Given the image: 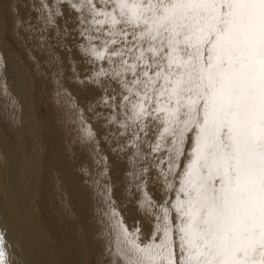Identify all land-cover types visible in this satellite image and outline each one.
I'll return each mask as SVG.
<instances>
[{
    "label": "snow or ice",
    "instance_id": "snow-or-ice-1",
    "mask_svg": "<svg viewBox=\"0 0 264 264\" xmlns=\"http://www.w3.org/2000/svg\"><path fill=\"white\" fill-rule=\"evenodd\" d=\"M41 2L53 23L59 7ZM67 3L96 106L126 138L120 150L147 161L130 173L144 224L129 229L109 186L101 191L105 264H264V0ZM0 264H13L2 232Z\"/></svg>",
    "mask_w": 264,
    "mask_h": 264
},
{
    "label": "rangeland",
    "instance_id": "rangeland-1",
    "mask_svg": "<svg viewBox=\"0 0 264 264\" xmlns=\"http://www.w3.org/2000/svg\"><path fill=\"white\" fill-rule=\"evenodd\" d=\"M44 2L48 4L49 8H51L54 13L57 7H59L61 12V15L54 16V22L51 24L46 23L48 9L41 10V0H0V89H2L0 90V102L4 101L7 103L6 106H8L9 110L12 109L10 113L14 111L17 113L16 115L14 113L13 116L10 114V116L6 117L4 123L0 122V140L1 144H3L5 140L4 134L10 136V134H12L11 129L15 127V124L19 125L14 128L13 132H15V130L20 132V137L22 139L19 141L26 146L24 153L30 163L29 167L34 172V174L33 172L29 174V178H31L32 181L31 185L33 184L32 188L28 186L26 182L22 185V174L17 169L18 167H13L17 164V158H21V156H19L20 154L13 151L12 155H15L16 159H12L14 156H4L3 151L0 150V164L4 167H2L4 172L2 175L4 180H2L5 181L2 184V180L0 179V202L4 193V184L7 182L5 179L8 178L9 182L11 183L12 181L13 185L12 187L9 182L6 183V187L10 186L7 189L10 191L8 197H10L9 202H11V204L6 200V205L3 204L0 206V213L3 212L2 216L5 220L10 219L11 221L8 223L11 233H13V235H11V240L17 235L18 237H22V239H17L16 237L15 239H17V242L22 241L23 244H25L31 237V240L36 242L37 235L35 233H39L43 237L44 242L42 243H45V245L41 243V250L35 244V246H32L31 243L30 249H33L31 252L27 245L24 247L25 253L28 252V254L34 255L33 257H38L37 259L42 260V258H45L43 256H46V251H51L56 241V243H59L58 245H65L68 250H78L75 236L69 237L67 233L70 231V224L66 230L60 229V231H57L55 229L54 231L51 229L53 225L50 224L49 219V221L47 220L45 222L38 214L34 215V217L32 216L31 221H28L23 214L27 212V208L24 207V205L27 204L28 199L29 201L30 199L33 201V194L38 193L40 189L42 190L44 187L42 185L44 179L41 178V176L43 177V175H45L44 178L49 179L48 185H46L45 188L48 189L47 194H50L55 206V208H53V205V207L51 206L53 210L52 216L57 217L59 223H62L61 217L64 218L65 216L70 219L69 221H71V224L74 221L75 224L76 221L81 225L85 223L86 227L82 226V231L80 232L81 242H84L87 246L85 251V264H93L94 260H96L95 256L97 259L104 257L102 264H105V261L109 259V253L105 250V245L108 244V229H104V238H96V229L101 227L104 223L101 222L103 214V211L102 214L100 212L102 210V203L97 196L98 191H96V189H103L105 185L109 186L112 199L115 201V206L129 229L134 227L137 221L144 224V218L137 206V201L141 196V193L137 191L135 187L138 181L133 180L130 173H135L138 167L143 166L147 161H140L139 158H137L134 162L132 159V149L126 151L120 150V145L125 142V137L115 136L113 139L112 136H107L106 138L101 136L108 134V131L112 130V127L106 121L101 120L99 115L93 112L94 109H90L86 102V100L95 96L97 99L100 95V91L93 85L92 88L88 86L87 88L84 85L88 62L79 50V44L82 42V38L78 34L77 13L67 3V0H59V2L58 0H44ZM17 4H19V8H17ZM22 66L24 67L23 69ZM90 67L89 65V68ZM4 86L9 90L7 96L2 94ZM19 99H21V102L23 101L20 111L18 108ZM13 100L16 101L15 104H13ZM24 106L29 107L28 110L24 108ZM25 111H28L27 113L30 116L26 117L28 120L25 119L23 121ZM99 111L105 116L109 114V110L101 105L99 106ZM81 113L84 122L90 125L96 134L99 142L98 148L96 149L87 141L82 140ZM31 114L33 116H31ZM12 117L17 120L16 123H14ZM31 117L35 118L32 119ZM18 121L22 123L20 124ZM31 121H33L35 125L33 122L31 123ZM11 124L13 127L8 129L7 125L11 126ZM34 128L38 133V140L35 142L33 141ZM22 131H27V134H29H25L24 136ZM14 138L15 136L12 137L13 140L16 139ZM28 139H30L29 142ZM27 143L29 144L27 145ZM30 144L32 146L34 144V147ZM37 144H39V146H37ZM0 148L3 149V146L1 147L0 145ZM104 151L106 153H104ZM97 152L100 153V156L105 158L102 162L100 161V157L97 156ZM105 155L108 157L106 156V158ZM45 161L46 163L48 162L47 165ZM11 162L12 164H10ZM21 164L17 165L20 166ZM104 164L107 165L106 170L104 169ZM22 165L21 167L24 170V163ZM10 171L11 176L9 175ZM37 174H39V177ZM152 174L154 175L155 172L153 171ZM36 175L39 180H37L36 177L33 182V176ZM13 176H16V179ZM17 177H19V179ZM16 180L21 184L15 182ZM94 181H99L100 187L94 184ZM153 184L154 183L149 184L148 191L151 193L153 199L158 200L160 197V189ZM20 185H22L21 187L23 189L19 187ZM1 187H3V189ZM15 191L17 192L16 194ZM23 200L26 203H23L22 206L21 202H23ZM72 201L74 205L71 204ZM37 204L40 206V203ZM97 205L100 211L97 209ZM62 207L64 209H62ZM20 208L23 210V215L19 212L21 211ZM5 209L8 212L5 211ZM12 209L14 211H12ZM82 217L86 218L84 219ZM1 218L0 215V219ZM4 219L2 221H5ZM18 221L22 224L21 226ZM46 229L49 235H45ZM19 231H22L20 232L21 234H19ZM144 231H147V227L144 228ZM2 233H4V231ZM53 233L56 234L55 238ZM57 235L58 237H56ZM60 237H62V240ZM37 239L38 241L42 240L40 238ZM17 242H12L14 245L11 243L12 249H10V243L7 245L6 240V247L8 252L10 251V259L13 260L15 264H20L18 258L21 252L18 249ZM75 263L74 260L71 262V264Z\"/></svg>",
    "mask_w": 264,
    "mask_h": 264
},
{
    "label": "bare ground",
    "instance_id": "bare-ground-1",
    "mask_svg": "<svg viewBox=\"0 0 264 264\" xmlns=\"http://www.w3.org/2000/svg\"><path fill=\"white\" fill-rule=\"evenodd\" d=\"M2 31V30H1ZM1 40V39H0ZM5 43V42H4ZM23 62V61H22ZM21 62V63H22ZM24 64V63H23ZM13 65V64H12ZM24 67L22 66V69H23ZM8 69V68H7ZM22 69H20V70H22ZM23 72V71H22ZM24 73V72H23ZM91 74V67L89 68V64L87 63V66H86V77L85 78H87L89 75ZM15 75H16V73H15ZM24 77V76H23ZM29 79V78H28ZM27 79V80H28ZM31 80V79H30ZM81 81H84V80H82V79H80ZM28 82V81H27ZM29 84V83H28ZM2 85V84H1ZM86 87L88 86L89 88H92V84L86 79L85 80V84H84ZM83 85V86H84ZM12 87V86H11ZM18 87V86H17ZM21 87H22V85H21ZM87 87V88H88ZM4 88H5V86H4ZM0 90H2V89H0ZM14 91V90H13ZM14 93H16V92H14ZM13 93V94H14ZM18 94V93H17ZM28 94V93H27ZM10 98V97H9ZM17 99V98H16ZM3 100V99H2ZM20 101L18 102V108H19V111L21 110V108H22V102H21V99H19ZM30 101V100H29ZM96 101H97V99H96V96L95 97H93V98H90V99H88V100H86V102H87V105H88V107L90 108V109H94L93 110V112H96L97 114H99V117L101 118V120H103V121H105L104 120V117H106L105 115H103V114H101L100 113V111H99V106L97 107L96 106ZM6 102H0V122H2V123H4L5 121V119H6V117H8V116H10V114H11V116H13V114L15 113V115L17 114L15 111L14 112H11L10 113V111H12V109L11 110H9V108H8V106H6ZM27 106V105H26ZM101 106H103V105H101ZM24 108H26L27 110H28V108L29 107H25L24 106ZM33 110V109H32ZM18 111V112H19ZM28 112V111H27ZM26 111H25V114L23 115V121L26 119V117H29L30 115H28V113H27ZM30 112V111H29ZM22 115V114H21ZM31 116H33L32 114H31ZM11 118V117H10ZM13 118V117H12ZM19 118V117H18ZM32 118V117H31ZM33 118H35V117H33ZM32 118V119H33ZM14 119V123H16V121L17 120H15V118H13ZM20 119V118H19ZM30 119V118H29ZM26 120H28V119H26ZM8 121H9V119H8ZM7 121V122H8ZM6 122V123H7ZM19 122V121H18ZM26 122V121H25ZM25 122H24V124H25ZM30 122V121H29ZM33 121H31V123H32ZM35 122H36V120H35ZM13 123V122H12ZM20 123V122H19ZM22 123V122H21ZM20 123V124H21ZM27 123V122H26ZM8 124V123H7ZM29 124V123H28ZM27 124V125H28ZM33 124H34V122H33ZM32 124V125H33ZM39 124V123H38ZM2 125V124H1ZM17 124H15V127H18L19 125H17ZM31 125V124H30ZM35 125V124H34ZM33 125V126H34ZM32 126V127H33ZM7 127H8V129H11L13 126H12V124H11V126H9V125H7ZM14 127V128H15ZM111 127H112V130H109L108 131V134H104V135H101L103 138H106L107 136H112L113 137V139H114V137L115 136H113V135H111V133H114V132H116V127L114 126V125H111ZM14 128H12L11 129V132H12V134H10V136H6V134H4V136H5V140H4V143L3 144H1V140H0V145H1V147L3 146V149L2 148H0V150H2L3 151V153H4V156H8L9 157V155H11V156H14V158L12 157V159H16V156L15 155H12L13 154V151H16V152H18L20 155L19 156H21V158L20 159H18L17 158V164H21L22 162L24 163V170L22 169V167L21 166H23L22 164L20 165V166H18L17 164L15 165V166H13V167H18L17 169L20 171V173L22 174L21 175V183H22V185H24L25 184V182L28 184V186H30L31 188H32V185H31V178H29L30 176H29V174L31 173L32 174V172H33V170L29 167V162H28V160H27V156H26V154L24 153V149H25V147L26 146H24V144L22 145L21 143H20V139H22L21 137H20V132H17L18 130H15V132H13L14 131ZM36 128V127H35ZM34 128V130H33V141L35 142V141H37L38 140V133L36 132V129ZM7 129V130H8ZM20 129V128H19ZM1 130V129H0ZM2 131H3V129H2ZM10 131V130H9ZM1 132V131H0ZM4 132V131H3ZM23 133H24V136H25V134L26 135H28L27 134V131H22ZM16 134V135H15ZM31 134V133H30ZM1 135H2V133H1ZM32 135V134H31ZM15 136V140H13L12 139V137H14ZM0 139H1V137H0ZM3 139V138H2ZM20 140V141H19ZM29 140L30 139H28V142H29ZM32 140V139H31ZM24 141V140H23ZM102 141V140H101ZM2 142H3V140H2ZM103 142V141H102ZM122 142V141H121ZM104 143V142H103ZM116 144H118L117 142H115ZM29 143H27V145H28ZM26 145V144H25ZM31 145V144H30ZM32 146V145H31ZM35 146H36V144H35ZM37 146H39V144H37ZM32 147H34V144H33V146ZM104 147V146H103ZM49 148V147H48ZM35 149V148H34ZM28 150V149H27ZM48 151V150H47ZM43 152V151H42ZM2 153V152H1ZM2 153V154H3ZM49 153V152H48ZM104 153H106L105 151H104ZM32 154V153H31ZM27 155H28V153H27ZM10 156V157H11ZM37 156V155H36ZM40 156V155H39ZM107 155H105V157H106ZM108 157V156H107ZM106 157V158H107ZM37 158V157H36ZM39 158V157H38ZM11 161V160H10ZM8 162V161H7ZM14 162V161H13ZM76 162H79V161H76ZM4 163V162H3ZM39 163H40V161H39ZM38 163V164H39ZM45 163H46V161H45ZM48 163V162H47ZM47 163H46V165H47ZM10 164H12V162L10 163ZM9 164V165H10ZM75 165H77V164H75ZM3 166L0 164V179L2 180H4V178L2 177V175H3V168H2ZM45 167V166H44ZM33 168V167H32ZM76 170V169H75ZM77 170H79V169H77ZM154 171V170H153ZM38 172V171H37ZM36 172V173H37ZM40 172V171H39ZM5 173H7V172H5ZM15 173V172H14ZM19 173V172H18ZM11 174V171H10V173H9V175ZM33 174H34V172H33ZM40 174V173H39ZM39 174H37L38 175V177H39ZM19 175V174H18ZM37 175L36 176H33V182H34V180H35V178L37 177ZM41 175H42V172H41ZM7 176V175H6ZM6 176H5V178H6ZM11 176V175H10ZM14 177V176H13ZM12 177V178H13ZM16 177V176H15ZM14 177V178H15ZM38 177H37V180H39L38 179ZM45 177V175H43V177L41 176V178H43L44 179V181L43 180H41V181H43L44 183H42V185L44 186L43 188H42V190L40 189V191L38 192V193H34L33 194V196H32V199H33V201L30 199V201H29V199H28V201H27V204L26 205H24V207H26L27 208V212L26 213H23L24 214V216L27 218V220L28 221H31V219H32V216L34 217V215H38L39 214V217L43 220V221H47L48 219L50 220V224H52L53 226V228H51V229H53L54 231H55V229L57 230V231H60V229H64V230H66V229H68V225L70 224L71 225V227L69 228V230L71 231V233H70V231L69 232H67L68 233V235H69V237H73V236H75V238H76V246H77V248H78V250H68L67 249V247L65 246V245H58L59 243H56V242H54L55 243V245H54V247L52 246V250L51 251H46V256H43V257H45V258H42V260L41 259H37V258H35V257H33L34 255H30V254H28V252L27 253H25V251H24V247H26V245H27V247L30 249V243H31V245L32 246H38L39 247V249H40V245H41V243L42 242H44V240H43V237L38 233H35L36 235V237L37 238H40V239H42V240H39L38 241V239L36 238V242H34L33 240H31L32 239V237H31V239L29 240L28 239V241H26L25 242V244H23V242L22 241H19V242H17V239L18 238H21L22 239V237H18L17 235H16V237H17V239H15V238H12V240H11V235H13V233H11V230L9 229V225H8V223H10L11 221H10V219H4V217L2 216V213H0V215H1V219H0V232H3L4 231V235H5V237H6V240H7V245H9V243H10V249H12V247H11V243L12 242H17L18 244V249H19V251L21 252V254H19L20 255V257L18 258L19 259V261H20V264H22V263H25V264H71V262L74 260L76 263L75 264H85V261H86V258H85V251H86V244L84 243V242H81V238H80V232L82 231V226H84V227H86V224L85 223H82V225L81 224H78L77 223V221H76V224L74 225L73 223L71 224V221H69L70 219H68L66 216L63 218V217H61L62 218V223H59V221H58V219H57V217H53L52 216V212H53V210L51 209V206L53 205L54 206V203L52 202V199H51V197H50V194L48 193L47 194V190L48 189H46L45 188V186L46 185H48V182H49V179H47V178H44ZM11 178V179H12ZM18 179H19V177H17ZM16 179V178H15ZM2 180V184H3V182H5V181H3ZM5 180H7V182H9V179L8 178H6ZM14 180V179H13ZM6 182V183H7ZM15 182H17V180L15 181ZM15 182H14V184H15ZM4 184V189H3V187H1L2 189H3V191H4V193H3V195H2V197H1V204H0V206H2L3 204H5L6 205V200H7V202L8 203H10L11 204V202H9L10 200V197H8L9 195H10V191H9V189H7L8 187H10V186H8V187H6V185L7 184ZM10 183V182H9ZM18 183V182H17ZM20 183V182H19ZM18 183V184H19ZM20 183V184H21ZM1 184V185H2ZM11 185H12V181H11V183H10ZM36 184V183H35ZM22 185H20L19 187L20 188H22L21 186ZM42 185H41V187H42ZM153 185H156V184H153ZM12 187H13V185H12ZM100 187V186H99ZM156 187H157V185H156ZM16 188V187H15ZM48 188V187H47ZM159 188V187H158ZM23 189V188H22ZM14 190V189H13ZM20 190V189H19ZM31 190H33V189H31ZM34 191V190H33ZM96 191H98V197H99V199H100V202L102 203V210L100 211V209H98V205L100 206V208H101V205L99 204V201L97 200V202H98V205L96 206L97 207V209L101 212V214H102V211H104L105 210V204H104V197L101 195V191H102V189H100V188H98V190L96 189ZM17 192L15 191V194H16ZM32 194V193H31ZM36 194V195H35ZM24 195V194H23ZM18 196V195H17ZM25 196H26V194H25ZM24 196V197H25ZM13 197V196H12ZM8 198V199H7ZM97 198V197H96ZM27 199V198H26ZM22 200V199H21ZM75 200V199H74ZM80 200H81V198H80ZM95 200V199H94ZM15 201V200H14ZM19 201V200H18ZM32 201V202H31ZM30 202V203H29ZM7 203V204H8ZM15 203H16V201H15ZM23 203H26L24 200H23V202H21V204H22V206H23ZM29 203V204H28ZM37 203H40V206L37 204ZM71 204H73V201H72V203ZM97 204V203H96ZM56 205V204H55ZM74 205V204H73ZM52 206V207H53ZM15 207H17V206H15ZM11 208V207H10ZM53 208H55V206L53 207ZM78 208V207H77ZM15 209V208H14ZM21 209V208H20ZM62 209H64L63 207H62ZM70 209V208H69ZM57 210V209H56ZM97 210V211H98ZM5 211H7L6 209H5ZM12 211H14L13 209H12ZM22 209H21V211H19V212H21V214H22ZM26 211V210H25ZM60 211H62V210H60ZM65 211H66V209H65ZM70 211V210H69ZM78 211V210H77ZM8 212V211H7ZM47 212V213H46ZM82 212H83V210H82ZM99 212V213H100ZM37 213V214H36ZM63 213V212H62ZM61 213V214H62ZM67 213H68V211H67ZM22 214V215H23ZM45 216H44V215ZM53 214H55V213H53ZM81 214H83V213H81ZM56 215V214H55ZM54 215V216H55ZM69 215H70V213H69ZM64 216V215H63ZM77 216V215H76ZM9 217V216H8ZM51 217V218H50ZM36 218V217H35ZM82 218H84V217H82ZM86 218V217H85ZM84 218V219H85ZM90 218V217H89ZM5 220V221H2V220ZM40 219V220H41ZM57 219V220H56ZM68 219V220H67ZM77 219H78V217H77ZM106 218L103 216V214H102V220H101V222H104V220H105ZM14 220V219H13ZM16 220V219H15ZM41 220V221H42ZM48 220V221H49ZM79 220V219H78ZM73 221V220H72ZM18 223L20 224V226L22 225L19 221H18ZM49 223V222H48ZM17 224V223H16ZM15 224V225H16ZM14 225V226H15ZM47 226V225H46ZM50 226V225H49ZM30 227H31V223H30ZM48 227V226H47ZM14 229H15V227H14ZM26 229H27V227H26ZM29 229V228H28ZM32 229V228H31ZM30 229V230H31ZM35 229V228H34ZM42 229V228H41ZM44 229H45V226H44ZM48 229V228H47ZM47 229L45 230V235H49V234H47ZM104 229H108V226H107V224L106 223H103L102 225H101V227H99L98 229H96V233H95V236H96V238L98 239V238H104L105 237V235H104ZM19 230V229H18ZM24 231V230H23ZM33 231V230H32ZM53 231V232H54ZM13 232V231H12ZM20 232H22V231H19V234H21ZM107 233H108V230H107ZM26 234V233H25ZM52 234V233H51ZM54 234V233H53ZM28 235V234H27ZM55 235L56 234H54V238H55ZM31 236H34V235H31ZM60 236V235H59ZM13 237V236H12ZM30 237V236H29ZM47 237H49V236H47ZM56 237H58V235L56 236ZM24 238V237H23ZM61 238V240H62V237H60ZM33 239H34V237H33ZM52 239V238H51ZM106 239V238H105ZM75 240V239H74ZM84 240V239H83ZM11 241V242H10ZM33 243H32V242ZM65 241V240H64ZM69 241V240H68ZM49 242V241H48ZM14 243H12V245H14ZM35 244V245H34ZM43 245H45V243H42ZM49 244V243H48ZM65 244V243H64ZM71 244V243H70ZM75 244V243H74ZM50 245H52V244H50ZM72 245V244H71ZM107 245V244H106ZM105 245V246H106ZM15 247V246H14ZM17 248V247H16ZM33 248V247H32ZM46 248H47V246H46ZM49 248V247H48ZM74 248V247H73ZM105 248V247H104ZM75 249V248H74ZM33 250V249H32ZM31 249H30V252L32 251ZM41 250V249H40ZM50 250V249H49ZM19 251H18V253H19ZM70 253H69V252ZM14 252H16V251H14ZM29 252V253H30ZM38 252V251H37ZM41 252V251H40ZM9 253H10V251H9ZM34 253V252H33ZM108 253V252H107ZM12 254H13V252H12ZM39 255H41V254H39ZM42 257V256H41ZM103 258L104 257H101L100 259H97L96 258V256H95V259L96 260H94V263L93 264H102L103 263ZM13 261V260H12ZM26 261V262H25ZM13 264H15V262H13Z\"/></svg>",
    "mask_w": 264,
    "mask_h": 264
}]
</instances>
